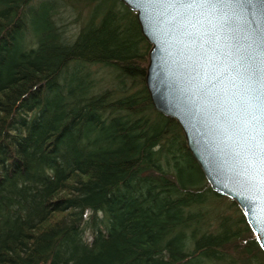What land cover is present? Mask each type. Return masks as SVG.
<instances>
[{"label": "trees", "instance_id": "trees-1", "mask_svg": "<svg viewBox=\"0 0 264 264\" xmlns=\"http://www.w3.org/2000/svg\"><path fill=\"white\" fill-rule=\"evenodd\" d=\"M121 0H0V264H264L157 110Z\"/></svg>", "mask_w": 264, "mask_h": 264}, {"label": "water", "instance_id": "water-1", "mask_svg": "<svg viewBox=\"0 0 264 264\" xmlns=\"http://www.w3.org/2000/svg\"><path fill=\"white\" fill-rule=\"evenodd\" d=\"M121 1L150 44L154 107L178 121L211 188L238 203L264 253V0L222 11Z\"/></svg>", "mask_w": 264, "mask_h": 264}, {"label": "snow or ice", "instance_id": "snow-or-ice-1", "mask_svg": "<svg viewBox=\"0 0 264 264\" xmlns=\"http://www.w3.org/2000/svg\"><path fill=\"white\" fill-rule=\"evenodd\" d=\"M173 5H192L208 6L212 10L222 11L224 9L233 10L235 6H242L247 3L248 0H168Z\"/></svg>", "mask_w": 264, "mask_h": 264}]
</instances>
